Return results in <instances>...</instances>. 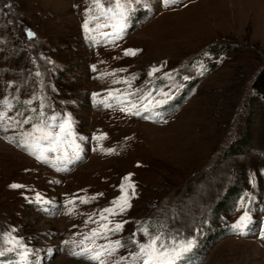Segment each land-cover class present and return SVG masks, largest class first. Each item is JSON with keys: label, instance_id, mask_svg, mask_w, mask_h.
<instances>
[{"label": "rangeland", "instance_id": "1", "mask_svg": "<svg viewBox=\"0 0 264 264\" xmlns=\"http://www.w3.org/2000/svg\"><path fill=\"white\" fill-rule=\"evenodd\" d=\"M88 4L0 0V100L43 95L45 111L70 115L85 138L81 159L57 171L17 146L19 130L0 131V233L28 251L27 262L18 248L0 264H91L72 252L92 247L89 217L122 194L131 207L111 217L126 221L111 240L163 225L194 241L180 264H264V108L251 88L264 67V0H146L114 44L84 32ZM117 90L164 102L126 114L101 103ZM245 211L247 226L234 229Z\"/></svg>", "mask_w": 264, "mask_h": 264}, {"label": "snow or ice", "instance_id": "2", "mask_svg": "<svg viewBox=\"0 0 264 264\" xmlns=\"http://www.w3.org/2000/svg\"><path fill=\"white\" fill-rule=\"evenodd\" d=\"M177 0H163L167 6L176 3ZM147 6L146 0H89L88 6L85 8L86 19L82 24V28L88 38L94 39L99 36L107 40L109 43H115L122 39L133 12L136 10L134 5ZM8 7V5H6ZM90 25H92L90 27ZM110 28L111 31L105 32L103 29ZM29 39L34 38L35 34L25 29ZM136 50H125V55H135ZM120 71H123L121 69ZM158 69H153L150 75L154 74ZM36 76H40L36 72ZM134 79V77H133ZM188 79V77H185ZM114 83H125L131 87L128 80H115ZM166 95V94H165ZM109 97L115 103H104L105 107H119L121 111L130 115H141V105L144 111L149 110V106H158L164 101H154L151 93L120 92L117 90L113 95L109 92ZM133 97H137L133 99ZM47 97L34 96L30 99L19 101L18 97L10 100L5 96L0 100V131L9 132L19 130V139L16 140L17 146L27 151L29 155L34 156L38 161L49 164L56 168L57 171L67 170V166L81 159L83 151L81 144L85 138L78 136L73 127V121L70 115H60L53 111L49 114L45 111L49 107L45 103ZM16 101V103L13 102ZM34 102H38V107H31ZM22 103L24 111H19L17 104ZM13 113V114H10ZM27 113H31L28 115ZM28 126V127H25ZM95 139H103V137H94ZM15 140V137L11 138ZM71 150L70 152L68 150ZM110 153L114 150L109 149ZM48 153H54V157H49ZM125 182L130 181V175L124 178ZM126 186L133 188L134 185L129 183L121 185V192H125ZM12 189H20L24 187L20 184H10ZM29 202H33V198H28ZM95 199V197L91 198ZM34 201L42 203V197L36 194ZM74 201H69L73 203ZM82 203H88L87 198H81ZM113 207L104 208L99 213V219L89 220L96 223L98 227L93 228L90 234L84 237L89 241L92 247L84 246L81 251L72 254L80 258L86 259L91 264H180L185 259L186 254L191 251L194 246L193 240H177L170 231H166L164 226L152 228L151 225H141L128 242L122 243L121 240H111L110 237L123 230L126 221L115 222L113 224L111 217L123 215L131 204L126 194H122L117 200L113 201ZM249 219L248 213L245 211L239 218V222L233 225L234 229L241 230L247 226L246 221ZM137 233L142 234L144 239H136ZM97 240L106 241V243L97 244ZM68 243V242H65ZM84 245V241L80 242ZM131 244V248H128ZM23 248L21 253L22 259L27 262V248L20 244L18 238L11 233H0V257ZM127 249V255L117 257L116 254L122 249Z\"/></svg>", "mask_w": 264, "mask_h": 264}, {"label": "trees", "instance_id": "3", "mask_svg": "<svg viewBox=\"0 0 264 264\" xmlns=\"http://www.w3.org/2000/svg\"><path fill=\"white\" fill-rule=\"evenodd\" d=\"M212 52L214 55H217L215 52L216 50H213ZM220 54L226 53V51L220 50ZM210 71H213V69L210 68ZM204 77V76H203ZM195 85V84H194ZM251 88L254 91L257 99L261 102L262 107L264 108V67L259 70V72L254 77Z\"/></svg>", "mask_w": 264, "mask_h": 264}, {"label": "bare ground", "instance_id": "4", "mask_svg": "<svg viewBox=\"0 0 264 264\" xmlns=\"http://www.w3.org/2000/svg\"><path fill=\"white\" fill-rule=\"evenodd\" d=\"M230 9V8H229ZM231 10V9H230ZM209 11V10H208Z\"/></svg>", "mask_w": 264, "mask_h": 264}]
</instances>
